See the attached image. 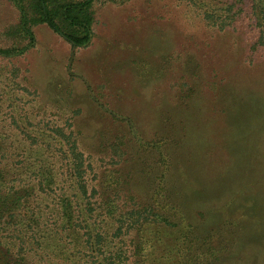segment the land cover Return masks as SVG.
<instances>
[{
  "label": "rangeland",
  "instance_id": "rangeland-1",
  "mask_svg": "<svg viewBox=\"0 0 264 264\" xmlns=\"http://www.w3.org/2000/svg\"><path fill=\"white\" fill-rule=\"evenodd\" d=\"M180 7L178 0L98 4L93 36L84 45H72L46 23H37L33 45L22 54L0 57V68L18 66V79L38 91L39 104L76 107L74 126L88 151L95 153L99 134L106 142L121 140L118 168L139 199L179 197L187 202L199 231L212 224L224 228L231 244L211 264H264L260 193L223 197L209 190L218 180L211 167L224 164V155L233 159L239 147L235 135L243 128L235 126L241 122L230 123L249 117L248 112L235 116V111L225 112V119L221 108L242 94L235 88L239 77H250L241 84L248 90L264 85V59L255 56L256 69L250 68L243 59L244 38L237 31H210L191 12L182 17ZM15 15L10 1L0 0V26ZM184 82L194 92L181 100L188 108L178 99ZM252 101L264 106V100ZM249 123L251 155L264 149L258 145L264 112L255 111ZM158 151L169 159L164 179L159 177ZM259 157H251L256 188L264 187V155ZM238 180L235 185L243 184ZM159 183L166 189L158 190ZM209 191L212 198L205 196ZM212 236L215 243L223 240Z\"/></svg>",
  "mask_w": 264,
  "mask_h": 264
},
{
  "label": "trees",
  "instance_id": "trees-1",
  "mask_svg": "<svg viewBox=\"0 0 264 264\" xmlns=\"http://www.w3.org/2000/svg\"><path fill=\"white\" fill-rule=\"evenodd\" d=\"M9 1L16 15L0 26L2 58L32 46L33 26L42 22L72 45H84L94 33L96 6L124 0ZM178 4L182 17L189 11L210 31H237L244 38L243 59L250 68L256 67L255 56L264 59V0H178ZM18 76L14 64L0 68V264H211L219 259L220 250L231 244L224 228L212 224L199 231L187 202L179 197L139 199L118 168L123 142H106L99 134L95 153L88 151L74 126L78 109L39 104L38 91ZM249 79L239 77L235 88L242 94L221 108L225 119V112L235 111V116L248 112L249 117H235L230 123L241 122L235 126L243 128L235 135L239 147L232 152L233 159L224 155V164L211 167L218 180L210 183L209 190L223 197L260 193L264 200V187L254 186L251 159L260 160L264 149L248 154L253 137L249 122L255 111L264 112V106L252 100H264V85L250 90L241 86ZM183 85L178 99L188 108L190 104L181 100L194 92L187 82ZM263 138L258 145L264 144ZM158 161L159 177L164 179L169 159L158 151ZM208 174L204 167V175ZM236 180L243 184L235 185ZM159 188L166 189L163 183ZM211 192L205 196L212 198ZM215 234L223 240L213 242Z\"/></svg>",
  "mask_w": 264,
  "mask_h": 264
}]
</instances>
